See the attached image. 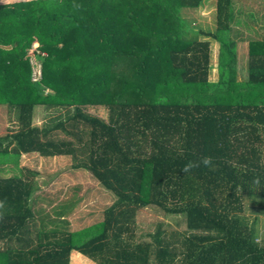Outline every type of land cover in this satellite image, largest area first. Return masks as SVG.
Returning <instances> with one entry per match:
<instances>
[{
    "label": "trees",
    "instance_id": "obj_1",
    "mask_svg": "<svg viewBox=\"0 0 264 264\" xmlns=\"http://www.w3.org/2000/svg\"><path fill=\"white\" fill-rule=\"evenodd\" d=\"M205 2L0 3V108L16 123L0 134V164L68 156L115 196L101 221L71 230L77 199L41 213L31 175H0V264H70L73 251L96 264H264V233L245 214L264 208V36L249 38L238 76L242 10L216 0L214 29L184 18ZM142 208L177 226L161 219L137 239Z\"/></svg>",
    "mask_w": 264,
    "mask_h": 264
},
{
    "label": "rangeland",
    "instance_id": "obj_2",
    "mask_svg": "<svg viewBox=\"0 0 264 264\" xmlns=\"http://www.w3.org/2000/svg\"><path fill=\"white\" fill-rule=\"evenodd\" d=\"M15 1L19 0H0V3ZM236 5L242 10L237 15L242 23L234 24L232 36L236 40L238 76L243 77L246 73L249 38L264 36V0H236ZM183 16L191 24L214 29L216 26V0H206L200 7L184 9ZM37 45L35 43L28 52L32 64L35 61L40 63L36 53H33L37 50ZM211 46L213 68L210 77L215 79L217 77L216 63L219 44L212 41ZM35 67L37 69L36 65ZM89 110L101 117H107V109L104 107H91ZM48 112L50 111L39 107L36 110L34 122L41 124L48 118ZM15 126V120L10 118L6 107H1L0 134L10 131ZM71 164L72 159L68 156L45 157L36 152L24 153L18 164H0V175H22V173L31 175L30 177L35 179L37 186L34 193L36 209L41 213L51 211L52 207L62 200L77 199L67 220L71 230H78L101 221L105 208L113 202L115 196L103 188L87 170L74 168ZM245 214L250 220L256 217L257 227L262 235L264 233V208L259 204H247ZM161 219L168 220L171 225L177 226L174 219L166 218L155 209H140L136 217L137 239H149L148 233L155 229L157 222ZM70 264L96 263L85 255L73 251Z\"/></svg>",
    "mask_w": 264,
    "mask_h": 264
},
{
    "label": "built area",
    "instance_id": "obj_3",
    "mask_svg": "<svg viewBox=\"0 0 264 264\" xmlns=\"http://www.w3.org/2000/svg\"><path fill=\"white\" fill-rule=\"evenodd\" d=\"M33 53L35 54V52H33ZM33 65H34V67H33V79L37 80V79L41 78V76H42L41 64L35 61V62H33ZM35 65L37 66V69H36Z\"/></svg>",
    "mask_w": 264,
    "mask_h": 264
},
{
    "label": "crops",
    "instance_id": "obj_4",
    "mask_svg": "<svg viewBox=\"0 0 264 264\" xmlns=\"http://www.w3.org/2000/svg\"><path fill=\"white\" fill-rule=\"evenodd\" d=\"M75 252H77V251H75ZM78 253V252H77ZM80 254V253H79Z\"/></svg>",
    "mask_w": 264,
    "mask_h": 264
}]
</instances>
